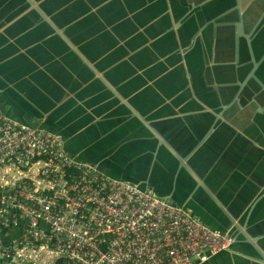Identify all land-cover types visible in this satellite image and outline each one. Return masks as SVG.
<instances>
[{
  "label": "crops",
  "instance_id": "crops-1",
  "mask_svg": "<svg viewBox=\"0 0 264 264\" xmlns=\"http://www.w3.org/2000/svg\"><path fill=\"white\" fill-rule=\"evenodd\" d=\"M239 1L0 0V108L264 253V0ZM233 235L197 264H264Z\"/></svg>",
  "mask_w": 264,
  "mask_h": 264
},
{
  "label": "built area",
  "instance_id": "built-area-1",
  "mask_svg": "<svg viewBox=\"0 0 264 264\" xmlns=\"http://www.w3.org/2000/svg\"><path fill=\"white\" fill-rule=\"evenodd\" d=\"M233 239L0 108V264H197Z\"/></svg>",
  "mask_w": 264,
  "mask_h": 264
},
{
  "label": "water",
  "instance_id": "water-1",
  "mask_svg": "<svg viewBox=\"0 0 264 264\" xmlns=\"http://www.w3.org/2000/svg\"><path fill=\"white\" fill-rule=\"evenodd\" d=\"M236 3L237 5H235L236 8H238V10L242 9L241 5H240V1L239 0H236ZM240 8V9H239ZM235 34H236V37L238 35H243L246 40L248 41L249 40V37H250V34L248 33H242V28H241V21H240V18L235 22ZM249 54L251 56V53H250V50H249ZM254 62H252V65H253ZM252 68L250 67L249 70H251ZM251 71H250V74H248L247 76H250L251 75ZM219 114H221V112H219ZM182 157V156H181ZM184 160V159H183ZM183 160H179L178 159V163L180 165H184V162H182ZM229 221H230V226L228 228H224V229H228L229 231H231L233 234L235 232V234L237 232H239L242 237L245 239V241L247 242V247L249 249H255L257 251V253L259 254V258L262 260V262H264V253L256 246V244H254V239L251 238V236H248V234L246 233L245 230H243V228L241 226H239L238 222L235 220V219H232V218H229ZM242 225V224H241ZM244 226V225H243ZM221 229V228H220Z\"/></svg>",
  "mask_w": 264,
  "mask_h": 264
},
{
  "label": "bare ground",
  "instance_id": "bare-ground-1",
  "mask_svg": "<svg viewBox=\"0 0 264 264\" xmlns=\"http://www.w3.org/2000/svg\"><path fill=\"white\" fill-rule=\"evenodd\" d=\"M14 228H17V227H12V228H10L9 230L14 229ZM11 235H15V234H11Z\"/></svg>",
  "mask_w": 264,
  "mask_h": 264
}]
</instances>
